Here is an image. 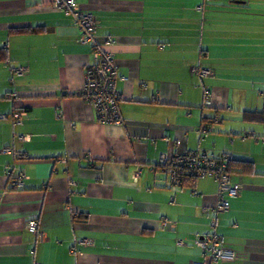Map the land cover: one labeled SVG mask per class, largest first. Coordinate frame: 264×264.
<instances>
[{
  "label": "crops",
  "instance_id": "0c3cea01",
  "mask_svg": "<svg viewBox=\"0 0 264 264\" xmlns=\"http://www.w3.org/2000/svg\"><path fill=\"white\" fill-rule=\"evenodd\" d=\"M75 2L113 54L122 122L99 123L80 96L91 45L74 17L46 0H0V116L22 114L0 121V264H264V123L243 116L263 105L264 0ZM199 149L252 164L232 172L226 212L213 211L214 180L174 186L159 168L163 154ZM208 235L235 259L204 256L194 239Z\"/></svg>",
  "mask_w": 264,
  "mask_h": 264
},
{
  "label": "built area",
  "instance_id": "2783aa9c",
  "mask_svg": "<svg viewBox=\"0 0 264 264\" xmlns=\"http://www.w3.org/2000/svg\"><path fill=\"white\" fill-rule=\"evenodd\" d=\"M46 4L73 16L74 23L78 27V43L90 44L93 40L92 32L97 23L91 13L81 11L75 0H46ZM113 58V54L109 51L99 47L93 49L91 60L85 68L84 85L80 93L83 101L95 110L97 120L101 124H120L122 122L118 104L119 96L115 89L116 71ZM194 71L201 77L211 75L208 70L199 71L194 69ZM26 72L27 69L24 68L14 70V73L18 76L24 75ZM205 104H209L207 96H205ZM20 116L21 114H13L12 116L1 115L0 121L18 119ZM208 132L211 131H207L204 128L199 130L200 135ZM229 161L230 156L227 153H215L199 149L182 154H174L173 156L163 154L160 157L159 165L162 172L168 176L174 186L180 187L181 180L187 176L198 179L211 178L218 182V203L213 209L214 212L218 213L226 212L229 208V203L225 200V196L236 198L239 194V190L230 185ZM23 178V175H19L14 182H11V187H21ZM166 224L167 222L162 220L161 228L166 227ZM211 225L215 226V220L212 221ZM171 227H174L173 223H171ZM26 228L39 241L46 240L47 231L40 229L36 221H29ZM177 242L179 245L185 244L183 240ZM194 244L212 262L232 261L236 257L235 252L225 248L223 241L214 235L198 237L194 239Z\"/></svg>",
  "mask_w": 264,
  "mask_h": 264
},
{
  "label": "trees",
  "instance_id": "16d2710c",
  "mask_svg": "<svg viewBox=\"0 0 264 264\" xmlns=\"http://www.w3.org/2000/svg\"><path fill=\"white\" fill-rule=\"evenodd\" d=\"M97 25V23H96ZM96 25L94 26V29H93V32H92V37H93V40L90 42V44H84V45H91V54H92V51L95 47H100L99 44H97L94 40V31L96 29ZM31 29H29L30 31ZM2 52L0 54L3 53V55L5 54L3 50H1ZM5 59H6V54H5ZM114 59V58H113ZM197 70L201 71V70H206V69H201V68H198ZM210 71V70H208ZM211 72V71H210ZM196 76L199 77V75L197 73H195ZM211 75H212V72H211ZM210 75V76H211ZM22 76V75H21ZM206 92L207 95H206ZM209 90L205 89L204 90V98H203V101H202V106L201 108L205 109V108H209L210 107V104H205V96H207L209 98ZM119 103V101H118ZM96 114V113H95ZM17 115V114H16ZM22 115V114H21ZM243 116L246 120L248 121H251V122H262L264 123V94H263V105H262V109L260 111H244L243 113ZM97 118V117H96ZM203 121L206 122L207 124L205 126H203L202 128L206 129L207 131H212L215 124L218 123V121H220L217 117H215L214 119H206V118H203ZM99 122V121H98ZM100 123V122H99ZM121 124V123H120ZM210 133V132H209ZM264 142V141H263ZM192 151H196V150H192ZM159 168H160V165H159ZM235 169H239L240 173L242 174H252L253 173V169H252V164L250 162H245V161H234L231 159L230 157V161H229V173H230V178H231V174L232 172L235 170ZM18 178V176L14 179H11L10 182H14L16 179ZM204 179H211V178H204ZM196 181V180H199L198 178H195V177H185L181 180V184H180V187H186V182L187 181ZM213 180V179H212ZM216 182V181H215ZM218 183V182H217ZM87 217L84 216L83 214H79L77 215V220L82 222L83 220H86ZM164 220V219H163ZM161 221H159V227L161 228ZM165 222H167L166 224V227H164L162 230H166V229H169V228H174L175 227V224H174V227H171V223L167 220H165Z\"/></svg>",
  "mask_w": 264,
  "mask_h": 264
},
{
  "label": "rangeland",
  "instance_id": "374dc122",
  "mask_svg": "<svg viewBox=\"0 0 264 264\" xmlns=\"http://www.w3.org/2000/svg\"><path fill=\"white\" fill-rule=\"evenodd\" d=\"M234 6H236V5H234ZM256 7L258 8V6H250V10L249 11H253ZM234 8H236V10H238L239 12H248L247 10H239L238 9V8H242V7H234ZM240 27L241 26H238V28H240ZM244 27H246V26L244 25Z\"/></svg>",
  "mask_w": 264,
  "mask_h": 264
}]
</instances>
